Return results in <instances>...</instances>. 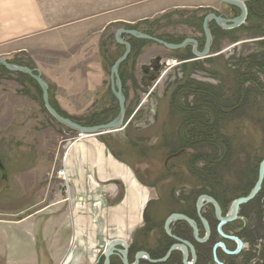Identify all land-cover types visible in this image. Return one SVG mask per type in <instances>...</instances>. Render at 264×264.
<instances>
[{
	"label": "rangeland",
	"instance_id": "obj_1",
	"mask_svg": "<svg viewBox=\"0 0 264 264\" xmlns=\"http://www.w3.org/2000/svg\"><path fill=\"white\" fill-rule=\"evenodd\" d=\"M244 1L253 11H248L241 26L217 31L213 21L209 23L214 36L207 57H196L191 44L171 50L122 35L132 42L119 68L125 114L120 128L103 135L153 187V196L155 192L161 196L146 212V227L128 244L153 247L162 218L176 208L175 197L214 189L232 200L243 196L257 179L264 157L263 75L257 76L261 92L253 91L245 107L219 122V133L230 141L233 155L212 179L208 162L203 167L198 161V172L192 165L196 154L209 152L208 144L183 145L179 128L184 114L169 106L171 92L187 79L213 87L227 106L238 102V59L264 52V0ZM209 12L229 18L239 14L237 7L219 0H0V56L37 69L48 83L52 103L72 120L85 122L98 114L109 121L118 113L111 66L125 48L115 40L116 30L132 28L170 43L191 37L202 47V20ZM157 57L160 69L153 79L145 80L142 67ZM77 134L47 111L41 90L28 74L0 66V162L5 170V178L0 171V264H33L34 258L42 263V232L16 220L26 213L20 209L58 198L64 187L60 158L68 140ZM260 201L264 203V197ZM253 207L252 237L261 241L264 217L259 222L258 207ZM234 262L244 263L242 258Z\"/></svg>",
	"mask_w": 264,
	"mask_h": 264
},
{
	"label": "crops",
	"instance_id": "obj_2",
	"mask_svg": "<svg viewBox=\"0 0 264 264\" xmlns=\"http://www.w3.org/2000/svg\"><path fill=\"white\" fill-rule=\"evenodd\" d=\"M103 134L69 139L60 158L67 188L53 201L19 210L26 213L16 221L41 231L45 241L42 263L33 264H95L105 242L129 241L143 228L153 187Z\"/></svg>",
	"mask_w": 264,
	"mask_h": 264
},
{
	"label": "trees",
	"instance_id": "obj_3",
	"mask_svg": "<svg viewBox=\"0 0 264 264\" xmlns=\"http://www.w3.org/2000/svg\"><path fill=\"white\" fill-rule=\"evenodd\" d=\"M247 7L249 13L253 11V7L251 5L247 4ZM262 11H264V9ZM213 24L217 31L222 30V28L219 27L214 21ZM209 31L211 33V36H214L212 29L209 28ZM129 42L132 48V42ZM0 66L6 69L2 64H0ZM236 73L238 74V76H241V81L239 83L240 94L238 102L232 106H227L225 105V103H222L213 87H206L205 84L193 79H187L185 82L180 83L171 92L170 95V108L177 109L184 114L183 122L182 124H180L179 128V133L181 135L183 145H187L188 147H195L197 144L199 145V143L201 144L205 142L209 146V152H200L196 154L192 160V165L194 169H197V172L200 171V168L196 167V163L198 161H202V163L204 164L203 167H206V162L209 163V166L207 163V169L210 171V175H208L209 179L215 178L216 175H219L217 174V171H221V168L224 167V165H228L233 155L230 141L226 137L221 136L219 133V122L224 117L232 116V114H234V110L238 109L237 106L240 107L239 109L245 107L253 91L261 92L260 82L257 76H264V52L252 53L239 58ZM246 82L249 83V86H245ZM35 83L40 89L36 81ZM50 99L51 98L49 96V102L55 108V110L62 116L67 117L65 113L60 111V109H58ZM116 114L117 111L116 113L114 112L113 116H115ZM77 122L85 126H91L107 121H105V118H101L100 115L94 114V116H92L85 122ZM190 125L193 126L190 127ZM255 182L253 183L255 184ZM253 186L254 185H252V187ZM252 187L250 186V189L246 191L244 195H247ZM261 197H264V180L258 194L247 203L242 204L239 209V215L247 218V225L241 232H237L236 234L247 242L248 247L243 249L241 253H239L236 257L241 256V258L244 259L247 264H250L251 259L253 258L256 261L261 260L264 262V240L259 241V238H257V236L252 237V233L255 230L252 229L251 223L252 216H254L252 207L255 204L258 207H256L258 217L257 220L259 222L261 221V223L263 221L264 203L260 201ZM241 225V221L238 225L236 224V222H233L228 227V229L233 230L235 229V227ZM212 244L213 241H211L210 246H212ZM225 257L228 258L225 260V264H234V262L232 261L233 257ZM179 264L181 263L179 262Z\"/></svg>",
	"mask_w": 264,
	"mask_h": 264
},
{
	"label": "flooded vegetation",
	"instance_id": "obj_4",
	"mask_svg": "<svg viewBox=\"0 0 264 264\" xmlns=\"http://www.w3.org/2000/svg\"><path fill=\"white\" fill-rule=\"evenodd\" d=\"M243 2L245 3L244 0ZM245 5L247 8V14H246L245 19H247L248 7L246 3ZM237 9L239 10V14H240V9L239 8ZM244 21L242 23H244ZM241 24L239 26H241ZM230 29H233V28H230ZM197 42H198V50H201L204 44L201 47L198 40ZM160 67H161V64H160L159 57L155 58V60L152 61L148 66L142 67V70L144 72V77H145L144 79L145 80L153 79L156 76V73L158 72ZM246 84L248 85L249 83L246 82L245 86H247ZM237 108L239 107L237 106ZM195 194H196L195 196H192L190 194V196L182 197L181 199L178 197H175V199L172 200V203L174 202L176 208L170 211L164 218H162L161 234L159 238L155 240L153 247L146 248V247H143L142 245L137 247L133 244V242H131L130 244H128L127 241H124V243L119 242L115 244L114 250L112 251V253L110 254L108 258V264H125L124 258L126 259L128 264H179V262L181 264H185L184 263V253L180 246H177L176 248H174L168 254V256L165 257L169 248L173 244L186 245L184 241H187L193 245L194 254H195V258H194L190 247L187 246V264H216L212 257V251H213L214 244L219 241L224 242L228 250H234L238 245L237 241L226 239L220 236L217 230L219 219L216 215L215 206L209 200L208 197L213 198L217 202V204L220 207L221 214L223 216H225L228 213L231 203L234 199L230 200L227 197V195L223 193V191L214 190V189L210 191L207 189L205 191L203 189L200 192L196 191ZM160 198L161 196L157 195V192H155V198L151 202H149L147 206V210L151 203L153 204L156 201L158 202ZM174 213L184 215L190 218L195 223L197 227V231H198V237L201 238L200 241H198L194 237L192 226L184 219L177 218V219L171 220V222L168 225L170 234L166 232L165 221L171 214H174ZM243 218L244 216L239 215V210H238L237 218L225 223L222 226V230L224 233L237 236L242 242V247L240 251L237 252L236 254H227L222 250L221 247H217L216 249L217 258L220 261H222L224 264H225V260L228 259L225 256H228L231 258L233 257L232 258L233 262L235 259L241 258V256H238V257L236 256L239 253H241V251L243 250L244 248L243 245L244 244L247 245V242L243 238H240L239 235L236 234L237 232H241L243 228H245V226L247 225V221L243 222L244 221ZM202 219L205 220L207 223L208 230H209L208 234H207V228ZM148 220L149 219H147L146 213H145V221H144L143 228L146 227ZM240 221L242 222L241 226L235 227V229L233 230L228 229V227L233 222H240ZM211 241H213L212 246H210ZM138 252H141V254L137 258ZM105 260H106L105 250H102L99 253L95 264H105ZM242 262H244L242 264H247L244 259H242ZM253 263L255 264L254 258L251 259L250 264H253Z\"/></svg>",
	"mask_w": 264,
	"mask_h": 264
},
{
	"label": "water",
	"instance_id": "obj_5",
	"mask_svg": "<svg viewBox=\"0 0 264 264\" xmlns=\"http://www.w3.org/2000/svg\"><path fill=\"white\" fill-rule=\"evenodd\" d=\"M219 1L224 3V4L239 8L240 14L236 17L229 18V17L223 16L221 14H216L215 12L207 13L203 17V20H202V31H203V35H204V46L201 50H198L197 40L195 38H191V37H186L179 43H170V42H167V41L160 39L158 37L142 33L140 31H138L136 29H132V28L130 29V28L120 27L116 30L115 40L118 43L123 44L125 47L123 53L112 64L111 75H110V80H111V85H112L111 88H112L113 93H114V95L117 99V102H118V113L112 120H109V121L104 122V123H99V124H95V125H91V126H85V125H82V124L72 120L71 118L62 116L50 104L48 84L43 79V77L41 76V73L37 69L30 68V67L24 66V65L12 64V63L8 62V60L2 56H0V64H2L9 71L26 73L31 78H33L37 82V84L39 85V87L42 91V101H43V104H44L45 108L47 109V111L55 119H57L59 122L65 124L66 126L72 128L78 132L85 133V134L103 133V132H107V131L116 130L122 126L124 114H125V97H124L123 89H122V81H121V78L119 75V68H120L121 63L128 57V55L131 51L130 42L124 40L122 35L123 34H129L130 36H133L135 38L151 40V41L159 43V44L163 45L164 47L171 49V50L183 48L186 45L191 44L192 45V52L196 57H199V58L200 57H207L209 49H210L211 41H212V36H211L210 31H209V23L211 21H214L219 27H221L223 29H230V28H234V27L239 26L244 21L246 14H247V8H246V5L243 2V0H219ZM175 155H177V154L176 153L172 154V155L168 156V158L175 156ZM0 171H1L2 177L5 178V170H4L3 166L1 165V162H0ZM263 180H264V157L262 158V160L259 163L258 176H257V180H256L254 186L251 188V190L249 191V193L247 195L239 196L232 201L231 206L229 208V211L225 216H223L221 214V210H220V207L217 204V202L213 198L208 197L209 200L215 206L216 215L219 219L217 230H218L220 236L223 238H226V239L235 240V241H237V244H238L234 250H228L226 248L224 242L219 241V242L215 243L213 246L212 257H213V260L216 264H224L222 261H220L217 258V255H216L217 247H221L222 250L227 254H236L237 252L240 251V249L242 247L241 240L237 236L224 233L222 230V226L225 223L237 218L239 207L242 204L247 203L248 201L253 199L258 194V192L260 191V189L262 187ZM177 218L186 220L193 228L194 237L198 241L201 240V238L198 237V231H197V227H196L195 223L190 218H188L184 215H181V214H177V213L171 214L165 221V230L168 234H170L169 228H168L169 223L171 222V220L177 219ZM203 222L207 228V234H208L209 230H208L207 223L205 220H203ZM119 242L124 243V241L120 240V239H114V240H111V241L106 243L105 264H108V258L110 256V254L112 253V251L114 250L115 244H117ZM184 243L186 245H184V244H180V245L173 244L169 248L165 257L168 256V254L174 248H176L177 246H180L183 250V253H184V263L187 264V246L190 247L194 258H195V254H194L193 245L187 241H184ZM140 254H141V252L137 253V258L139 257ZM124 263L128 264L125 258H124Z\"/></svg>",
	"mask_w": 264,
	"mask_h": 264
},
{
	"label": "built area",
	"instance_id": "obj_6",
	"mask_svg": "<svg viewBox=\"0 0 264 264\" xmlns=\"http://www.w3.org/2000/svg\"><path fill=\"white\" fill-rule=\"evenodd\" d=\"M87 134H85V133H81V132H78V134H77V136L78 137H84V136H86ZM60 175H61V177L63 178V181H64V187H65V189L67 188V186H66V175H65V170H64V168H62L61 170H60Z\"/></svg>",
	"mask_w": 264,
	"mask_h": 264
}]
</instances>
